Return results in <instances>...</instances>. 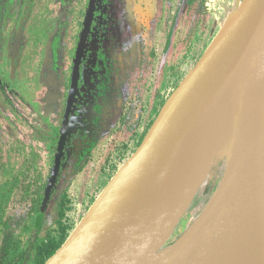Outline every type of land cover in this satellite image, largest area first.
I'll use <instances>...</instances> for the list:
<instances>
[{
  "label": "rangeland",
  "instance_id": "obj_1",
  "mask_svg": "<svg viewBox=\"0 0 264 264\" xmlns=\"http://www.w3.org/2000/svg\"><path fill=\"white\" fill-rule=\"evenodd\" d=\"M243 1L99 0L88 53L91 64L100 66V73L92 71L95 118L79 128L87 138L76 140L69 158L62 157L42 211L61 137L52 128L63 127L89 0H0V80L15 91H5L11 104L0 91V247L7 234L22 245L31 235L58 234L64 200L61 224L70 229L67 240L71 237ZM73 113L74 118L77 110ZM82 143L90 151L80 163ZM227 165L225 154L162 249L201 216ZM156 250L146 245L139 262Z\"/></svg>",
  "mask_w": 264,
  "mask_h": 264
},
{
  "label": "water",
  "instance_id": "obj_2",
  "mask_svg": "<svg viewBox=\"0 0 264 264\" xmlns=\"http://www.w3.org/2000/svg\"><path fill=\"white\" fill-rule=\"evenodd\" d=\"M97 2L89 1L55 167L42 211L59 176L69 131V110L78 94L80 66ZM211 48L214 49L207 53ZM209 49L164 104L144 141L108 184L109 189L99 197L98 204L97 199L71 237L46 264H137L147 243L149 221L144 224L147 231L144 236L131 235L132 224L152 202L174 163L222 113L233 109L240 115L251 110L258 120L264 145V0H244L219 41ZM254 145L243 156L250 164L249 173L258 168ZM225 154H228L227 171L217 191L201 216L166 248L177 245L170 258L161 264H264V176L234 173L226 150L211 169ZM198 190L160 246L161 251L166 250L163 246L189 210ZM155 212L150 218L159 214V208Z\"/></svg>",
  "mask_w": 264,
  "mask_h": 264
},
{
  "label": "bare ground",
  "instance_id": "obj_3",
  "mask_svg": "<svg viewBox=\"0 0 264 264\" xmlns=\"http://www.w3.org/2000/svg\"><path fill=\"white\" fill-rule=\"evenodd\" d=\"M253 144L258 156V168L254 173H249L250 164L243 156ZM224 150L229 152L234 173L251 174L253 177L264 176V145L258 120L251 110H245L240 115H236L233 109L222 113L168 171L154 199L144 208L142 216L132 224L129 231L131 235L144 236V224L148 220L149 234L147 233L146 245L153 244L157 248L156 252L148 255V259L138 261L137 264H161L175 252L177 245L163 251L160 246L171 235L179 215L190 205L195 192L206 180L215 160ZM220 195L221 193L217 199ZM99 201L100 199L97 204ZM155 208H159V214L150 218L156 213ZM140 228L141 230H137Z\"/></svg>",
  "mask_w": 264,
  "mask_h": 264
},
{
  "label": "flooded vegetation",
  "instance_id": "obj_4",
  "mask_svg": "<svg viewBox=\"0 0 264 264\" xmlns=\"http://www.w3.org/2000/svg\"><path fill=\"white\" fill-rule=\"evenodd\" d=\"M98 6H99V0L97 2V10H96V15H95V20H96V17L98 15L97 14L98 8H99ZM88 7H89V2H88ZM87 13H88V11H87ZM86 17H87V15H86ZM95 20H94V22H95ZM94 28L95 27H94V23H93L92 32L90 33V36L88 39V46H87V49L85 51L84 58L82 60V64L80 66V79H79V84H78V94L76 95L74 103H73L72 107H70V110H69V115H68L69 117H68V121H67V126L69 127V131H68V135L66 137L65 146H64V154H63V157L65 156L64 158H66V157L69 158V154L72 153V149L74 147V142L76 140H79L81 142V141H83V139L87 138V135H85L83 137L80 134H88V132H81L80 129L82 127L89 126L91 124V122L94 121V118H95V113L93 114V112H94L93 108L98 103H97V99L95 98V100H94V98H93L94 97L93 95L95 93H94V89H93L92 85L94 83H96V79L92 75L93 74L92 71H94L95 73H100V66L97 64L92 65L91 64L92 55L90 56V54H88L91 41H92V39L94 40V30H95ZM83 29H84V27H83ZM90 53H92V52L90 51ZM7 76H9V74ZM5 83L6 82L2 83L0 80V91L2 92L4 102L6 100L8 102L6 104H11L9 97H7L5 95V91H7L6 93L8 95L10 92L14 93L15 91L12 89L13 86L11 83H9V82L6 84ZM71 85H72V79H71ZM5 86H6V89H5ZM99 86L100 85H98V87ZM70 90H71V88H70ZM69 95H70V92H69ZM80 98H83V103H81V104H80ZM68 99H69V96H68ZM92 99H93V101H92ZM129 106H131V104H129ZM67 108H68V100L66 101V106H65V111H64V115H63V121H62L63 123L65 121V115L67 113ZM75 110H77L78 114H77V116H75L73 118V114H74L73 112ZM87 115L91 116V120H88L85 117ZM83 123H86L88 125L82 126V125H84ZM52 130H53V134H60L61 133V131H58V128H52ZM59 139H60V137H59ZM58 143H59V141H58ZM81 146H82L81 149L78 148V150H80V152H79L80 156L83 157L85 155H88L90 150H88V147L86 146V144L82 143ZM81 157H79V158H81ZM86 157L82 159V162L86 160ZM120 171H121V169H120ZM115 176H114V178H115ZM107 188H108V186L104 190L106 191ZM105 191L102 192L100 197L103 195V193ZM98 199H100V198H98Z\"/></svg>",
  "mask_w": 264,
  "mask_h": 264
},
{
  "label": "trees",
  "instance_id": "obj_5",
  "mask_svg": "<svg viewBox=\"0 0 264 264\" xmlns=\"http://www.w3.org/2000/svg\"><path fill=\"white\" fill-rule=\"evenodd\" d=\"M145 133L146 131L143 134ZM86 156L80 158V163ZM66 205L65 200L60 204L58 224L61 228L58 234L49 233L45 238L32 237L31 235L24 245L16 235L7 234L0 247V264H46L67 240V232L70 229L61 224Z\"/></svg>",
  "mask_w": 264,
  "mask_h": 264
}]
</instances>
